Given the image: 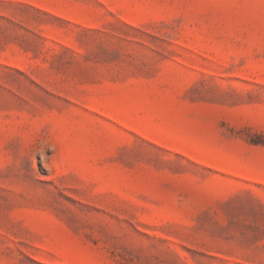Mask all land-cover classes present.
<instances>
[{
    "label": "rangeland",
    "instance_id": "374dc122",
    "mask_svg": "<svg viewBox=\"0 0 264 264\" xmlns=\"http://www.w3.org/2000/svg\"><path fill=\"white\" fill-rule=\"evenodd\" d=\"M0 264H264V0H0Z\"/></svg>",
    "mask_w": 264,
    "mask_h": 264
}]
</instances>
